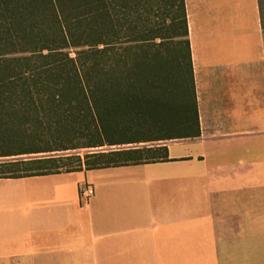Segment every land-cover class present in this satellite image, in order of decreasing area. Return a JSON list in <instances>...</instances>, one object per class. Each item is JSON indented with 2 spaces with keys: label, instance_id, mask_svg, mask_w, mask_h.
I'll use <instances>...</instances> for the list:
<instances>
[{
  "label": "crops",
  "instance_id": "obj_1",
  "mask_svg": "<svg viewBox=\"0 0 264 264\" xmlns=\"http://www.w3.org/2000/svg\"><path fill=\"white\" fill-rule=\"evenodd\" d=\"M185 4L200 137L166 162L0 179V264H264V0Z\"/></svg>",
  "mask_w": 264,
  "mask_h": 264
},
{
  "label": "trees",
  "instance_id": "obj_2",
  "mask_svg": "<svg viewBox=\"0 0 264 264\" xmlns=\"http://www.w3.org/2000/svg\"><path fill=\"white\" fill-rule=\"evenodd\" d=\"M200 135L185 0H0V179L166 162Z\"/></svg>",
  "mask_w": 264,
  "mask_h": 264
},
{
  "label": "built area",
  "instance_id": "obj_3",
  "mask_svg": "<svg viewBox=\"0 0 264 264\" xmlns=\"http://www.w3.org/2000/svg\"><path fill=\"white\" fill-rule=\"evenodd\" d=\"M94 189L92 186L88 185V184H83L80 187V198L81 201L84 204H88L89 200L93 197L94 195Z\"/></svg>",
  "mask_w": 264,
  "mask_h": 264
},
{
  "label": "rangeland",
  "instance_id": "obj_4",
  "mask_svg": "<svg viewBox=\"0 0 264 264\" xmlns=\"http://www.w3.org/2000/svg\"><path fill=\"white\" fill-rule=\"evenodd\" d=\"M48 140H49V141H52V139H48ZM45 142H46V141L38 140V143H39V144H44V145H46ZM86 151H87V150H81V151H79V153H80V154H83V153L86 152Z\"/></svg>",
  "mask_w": 264,
  "mask_h": 264
},
{
  "label": "water",
  "instance_id": "obj_5",
  "mask_svg": "<svg viewBox=\"0 0 264 264\" xmlns=\"http://www.w3.org/2000/svg\"><path fill=\"white\" fill-rule=\"evenodd\" d=\"M101 150V149H100Z\"/></svg>",
  "mask_w": 264,
  "mask_h": 264
}]
</instances>
